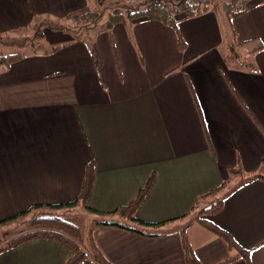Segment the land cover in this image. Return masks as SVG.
Segmentation results:
<instances>
[{
    "label": "crops",
    "instance_id": "obj_1",
    "mask_svg": "<svg viewBox=\"0 0 264 264\" xmlns=\"http://www.w3.org/2000/svg\"><path fill=\"white\" fill-rule=\"evenodd\" d=\"M254 4L232 21L221 12L177 16L184 52L172 28L147 18L84 37L44 28L42 50L0 67V222L35 205L74 202L95 160L90 208L114 213L154 177L136 217L167 223L146 237L119 214L94 217L93 238L109 262L187 264L183 230L199 264L233 258L195 216L244 179L232 169L264 173V50L253 46L264 44V0ZM92 6L0 0V37L37 30L42 21L68 25ZM237 46L247 60H232ZM206 218L251 251V264H264V182L233 192ZM107 220L117 226L103 225ZM72 256L65 245L33 240L1 254L0 264H66Z\"/></svg>",
    "mask_w": 264,
    "mask_h": 264
},
{
    "label": "trees",
    "instance_id": "obj_2",
    "mask_svg": "<svg viewBox=\"0 0 264 264\" xmlns=\"http://www.w3.org/2000/svg\"><path fill=\"white\" fill-rule=\"evenodd\" d=\"M250 1L251 0H110L109 4L110 8L112 9L111 12L109 11L108 7H104L100 10L96 9L87 13L86 15L76 17L74 19V25L78 27L77 28L75 26V28L79 30L82 29V31H84V29L92 30V28L109 31L116 24L133 23V21L137 19L147 18L151 21L161 22L163 25L172 28L177 34L179 49L181 52H184L187 48V42L180 33L177 16L185 15L187 19H191L209 12H224L228 16L229 20L232 21L233 19L240 17L243 14L249 12L251 9L255 8L256 5H250ZM45 27L57 32L70 33L71 31L70 27H67L65 23L48 20L42 21L37 25L35 37L38 39H43L44 34L41 32V30ZM4 39L5 38L0 37V43H4ZM254 42V51L264 50V44L261 42V40H255ZM24 44L25 41L21 43L20 46H23ZM58 49V47H54L53 52L57 51ZM23 58L24 55L22 53L6 55L0 54V67H11L13 64L21 61ZM234 58L236 57H232V59ZM95 167V160H91L86 165L81 193L78 199L74 202L64 205H35L18 216L1 221L0 227L17 222L18 220L27 217L34 211H41L43 209L57 211L63 209H73L77 206H81L89 212L101 215L103 217H111L115 214H119L129 221L137 222L143 227L145 226V228L151 232L129 229L130 231H134L146 237L159 236V229L167 223L150 224L140 221L136 217L139 208L148 196L154 184L155 178L152 177L148 184L139 191L137 197L129 205L119 209L114 213H102L90 208L89 206V201L93 193L96 179ZM232 172L242 176L244 178L242 182L236 185L234 190L222 196V198H218L207 207L199 209L196 213L195 221H197L208 231L221 237L228 244L229 248L236 252L233 258L221 264H232L239 260H245L248 264H251V251L243 248L231 233L222 229L206 218V216H215L219 214L224 208L225 200L233 192L255 181L264 182V173L246 174L243 171L241 165L235 169H232ZM227 185L228 183H223L220 188L208 193L204 197L208 198L216 196L218 192L224 190ZM197 208H199L198 203ZM57 216H40L34 214L29 220V226L32 230L14 237L9 241L6 239V241L0 239V245L4 243L2 246H0V255L33 240H49L65 245L73 251L72 258L66 264H112L97 248L93 238L92 230L89 231L86 239H82V233L78 226L65 220L64 218H61V216ZM113 222V220H107L103 223V225L117 226V224H114ZM181 234L187 264H199L198 259L191 245L189 244L186 231L183 230ZM3 235L5 238H7L10 236V233L5 232Z\"/></svg>",
    "mask_w": 264,
    "mask_h": 264
},
{
    "label": "rangeland",
    "instance_id": "obj_3",
    "mask_svg": "<svg viewBox=\"0 0 264 264\" xmlns=\"http://www.w3.org/2000/svg\"><path fill=\"white\" fill-rule=\"evenodd\" d=\"M100 3L99 5H97L94 8V0H93V6L92 8H94L92 11L96 10V9H102L104 7H108L109 11L111 12V8H110V0H99ZM255 2V0H251L249 2L250 5H253ZM109 12V13H110ZM222 17H226L227 15L225 13L221 12ZM224 19V18H223ZM67 27H70L71 31L70 34L73 36L75 35L76 37H84L86 36L87 32L90 31L89 30H85L82 31L77 29L78 27L76 25H74V21L71 23H68V25H66ZM75 26L77 28H75ZM47 28V27H45ZM34 29H30L32 30L31 32H26V33H18V34H12L11 37L5 38V42L4 43H0V54H17V53H22L23 55H28L30 53H32L33 51H37V50H42L43 47L39 46L40 43L38 42L37 37H35V32L37 31ZM44 29V28H43ZM43 29L41 31H43ZM25 41V44L23 46H20L21 43H23ZM16 43V44H13ZM20 43V44H19ZM238 47V48H237ZM235 47L234 51L232 52V57H236L238 59L242 60H247V58L249 57L245 50L243 48H241L242 46H237ZM235 58L232 59L234 61H236L237 59ZM238 62V61H237ZM237 183H231L230 184V188L236 186L237 184L241 183L242 181L240 180H236ZM236 184V185H235ZM42 211V212H41ZM41 211H34L32 212L30 215H28L27 217H24L20 220H18L17 222L11 223L7 226H2L0 227V239L3 240H12L14 237H17L23 233H26L30 230H32L29 226V220L33 217L34 214L36 215H40V216H47V215H53V216H61V218H64L65 220L75 224L76 226H78L81 230L82 233V239H86L88 236L89 231L91 230V227L94 226V219L96 218L98 221H102V220H106L109 219V216H101L98 214H93L92 212H89L88 210H86L85 208L78 206L75 207L73 209H63V210H57V211H50V210H41ZM43 214H47V215H43ZM95 217V218H94ZM123 223H126L124 221H121ZM136 228H139L138 230L143 231V232H151L150 230H147V228L143 227L140 224H136L135 225ZM5 232H9L10 236L5 238L4 237V233ZM5 240V241H6ZM4 244V243H3ZM3 244H1L0 246H2Z\"/></svg>",
    "mask_w": 264,
    "mask_h": 264
}]
</instances>
